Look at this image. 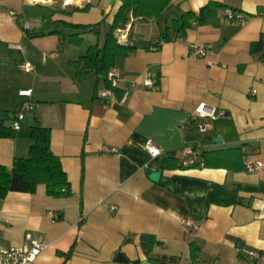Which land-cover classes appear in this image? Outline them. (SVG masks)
Listing matches in <instances>:
<instances>
[{"label":"crops","instance_id":"0c3cea01","mask_svg":"<svg viewBox=\"0 0 264 264\" xmlns=\"http://www.w3.org/2000/svg\"><path fill=\"white\" fill-rule=\"evenodd\" d=\"M209 2L225 8L179 37L173 22ZM120 6L0 0V123L11 128L23 103L32 106L14 137L0 138V165L27 157L30 129L40 125L50 129L69 183L66 197L39 185L0 200V246H47L33 264H264V169L189 170L180 161L190 146L199 154L237 149L243 161L264 164V48L252 50L264 44V0H172L157 19L130 18L115 33L119 44L137 47L112 70L123 103L71 64L102 43ZM96 23L98 36L82 35L79 47L68 42L76 33L68 25ZM192 43L208 47L205 58L186 53ZM201 105L216 112L203 134L194 118ZM143 237L153 239L150 248Z\"/></svg>","mask_w":264,"mask_h":264},{"label":"trees","instance_id":"16d2710c","mask_svg":"<svg viewBox=\"0 0 264 264\" xmlns=\"http://www.w3.org/2000/svg\"><path fill=\"white\" fill-rule=\"evenodd\" d=\"M172 0H121V6L114 15L113 22L109 26L107 33L100 45L90 46L77 61L72 62L75 69L87 71L95 78L100 79L107 90L120 100L123 93L117 94V89L111 86L108 74L114 69L115 60L119 57H127L137 50L135 45L119 44L115 33L119 29H124L130 18L145 17L157 19L162 12L170 5ZM225 7L219 3L209 2L200 9L198 14L192 12L182 13L179 21L172 24L173 30L179 37L185 35L192 22L205 24L211 21L216 13ZM233 15V14H232ZM245 17H250L249 15ZM234 20V16L232 17ZM76 33L66 36L68 42L76 47L82 44V35H99L100 23L93 25H68ZM165 34H162L164 38ZM264 44L258 41L253 44V52L260 53ZM264 55L260 56V58ZM16 132L0 123V138L14 137ZM30 139L32 141L27 157L15 158L11 168L8 169L0 165V200H3L9 192L34 193L39 185L44 186L47 196L60 198L69 196V183L67 175L64 173L59 158L52 153L50 148V129L35 125L30 129ZM195 148V147H194ZM196 149V148H195ZM200 161L182 168H225L229 170H245L242 155L237 149H228L216 152H204L199 154ZM202 158V159H201ZM240 166H237V164ZM173 161L167 165L168 168H176ZM148 248L153 243L151 237H143ZM192 258L195 259L199 252L198 248L192 245ZM69 254L66 256L68 257Z\"/></svg>","mask_w":264,"mask_h":264},{"label":"built area","instance_id":"2783aa9c","mask_svg":"<svg viewBox=\"0 0 264 264\" xmlns=\"http://www.w3.org/2000/svg\"><path fill=\"white\" fill-rule=\"evenodd\" d=\"M229 19H232L233 15L231 13L227 14ZM12 18L17 19L16 15L12 13ZM22 30L25 33L30 30L28 23H24ZM186 53L193 54L196 58H205L208 53V47L203 44L192 43L187 47ZM209 65H214L210 63ZM21 70L24 72H30L32 70V65L30 63H25L20 66ZM108 80L113 88L117 86L116 75L113 71L108 74ZM30 91H22L21 95L29 96ZM252 94H255L253 91ZM104 95H112V91L107 90ZM126 93L122 95L119 100L121 103L125 101ZM32 110V106L29 103H23L22 109L18 111L11 122V130L18 132L21 128L22 122L26 112ZM215 110L213 108L206 107L204 105L199 106L194 112V118L197 121V130L199 133L203 134L207 131L210 126L211 120L215 117ZM146 151L151 157H156L159 155L160 150L150 141L145 145ZM181 165L184 167L191 166L198 161H200V156L194 147L186 146L181 151ZM245 171L254 173L261 169H264V164L258 162L244 161L243 162ZM47 249V246L42 245L37 241H31L29 247L19 246V247H2L0 246V264H33L37 258L42 255V253ZM252 257L262 258L257 256L255 253H250ZM264 259V258H262Z\"/></svg>","mask_w":264,"mask_h":264},{"label":"water","instance_id":"95a60500","mask_svg":"<svg viewBox=\"0 0 264 264\" xmlns=\"http://www.w3.org/2000/svg\"><path fill=\"white\" fill-rule=\"evenodd\" d=\"M114 1H115V0H110V3L113 4ZM215 140L220 141V139H214V142H215ZM159 177H160V173H159V172H154V173H151V174L149 175V179H150L151 181L155 182V183L158 182Z\"/></svg>","mask_w":264,"mask_h":264},{"label":"bare ground","instance_id":"6f19581e","mask_svg":"<svg viewBox=\"0 0 264 264\" xmlns=\"http://www.w3.org/2000/svg\"><path fill=\"white\" fill-rule=\"evenodd\" d=\"M68 1H72V0H68ZM68 3V2H67ZM77 3V2H76Z\"/></svg>","mask_w":264,"mask_h":264}]
</instances>
